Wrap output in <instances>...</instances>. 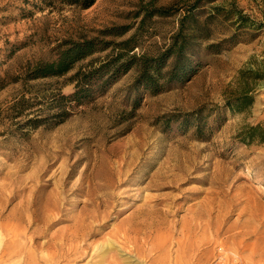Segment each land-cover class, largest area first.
<instances>
[{
  "label": "rangeland",
  "instance_id": "374dc122",
  "mask_svg": "<svg viewBox=\"0 0 264 264\" xmlns=\"http://www.w3.org/2000/svg\"><path fill=\"white\" fill-rule=\"evenodd\" d=\"M194 1L94 0L83 8L75 0H0V249L10 237L5 228L18 227L16 244L34 264H264V143L236 138L264 121V0L203 3L202 18L221 7L203 45L228 42L168 91L144 93L133 68L62 114L54 96L70 94L71 76L111 48L62 77L30 80L37 66L75 42L132 38L134 53H160ZM240 15L250 29L239 28ZM119 27L123 35L110 34ZM244 93L253 99L246 111L226 110L227 100ZM198 110L202 137L191 118ZM119 164L127 183L107 189ZM86 176L92 178L81 182ZM161 178L175 190L149 187ZM76 186L85 194L73 195ZM179 191L188 200L175 202L177 213L152 215L162 224L141 230L140 243L132 239L146 201L164 199L151 204L163 210ZM54 194L62 200L58 214L37 222Z\"/></svg>",
  "mask_w": 264,
  "mask_h": 264
},
{
  "label": "trees",
  "instance_id": "16d2710c",
  "mask_svg": "<svg viewBox=\"0 0 264 264\" xmlns=\"http://www.w3.org/2000/svg\"><path fill=\"white\" fill-rule=\"evenodd\" d=\"M75 1L85 8L89 7L94 0ZM215 1L217 0H195L179 19L177 31L170 37L168 47L160 53L152 56L134 53L137 47L132 45V38L118 43L112 41L96 42L94 39L75 42L61 51L56 61L37 66L32 71L30 80L62 77L71 72L77 62L92 56L96 52L111 48L110 53L105 56L103 61L96 65L90 61L85 69H78L71 76L70 81L74 83V88L70 94L54 96L52 101L60 110H63L62 114L71 108L90 103L133 68L137 70L136 86L141 87L144 93L156 95L168 91L192 78L196 71L205 64L202 56L219 53L228 42L222 40L203 45L204 41L210 38V28L215 19L218 18L221 7L211 8L216 14L204 18H202L204 12L201 7L203 3ZM161 12L159 10L156 14L165 16ZM245 20V17L239 16L237 20L239 28L250 29V25H245ZM113 30L116 31L110 34H114V36H121L126 32L125 27ZM252 103L251 96L244 93L227 100L224 107L229 112L240 113L246 111ZM200 112L198 110L192 114L191 118L197 121L195 134L202 137L203 127L199 123ZM236 138L244 144L264 143V121L255 125L244 126Z\"/></svg>",
  "mask_w": 264,
  "mask_h": 264
},
{
  "label": "bare ground",
  "instance_id": "6f19581e",
  "mask_svg": "<svg viewBox=\"0 0 264 264\" xmlns=\"http://www.w3.org/2000/svg\"><path fill=\"white\" fill-rule=\"evenodd\" d=\"M112 176H113L112 179L107 181L108 185H105V187L107 189H110L111 187H113V183L116 184L115 187L121 186L124 183H127V174L123 171V167H121L120 164L113 171V175ZM94 177L98 178V177H100V175L99 174H95ZM88 178L89 177L86 176L84 180L81 179V182L82 181L83 182L89 181L92 177H90L89 180H88ZM180 180H181V178H180ZM169 184H172V183L169 182V181L165 182V179L161 178L160 181H150L149 187L151 189L155 190V191H159L162 188L163 189L169 188L171 190L172 189L175 190V188H173L174 186L172 187ZM55 185H56V183H55ZM76 191L81 192L82 194H85V192H83V188H80V186H76L75 189L72 191V194L76 195L74 193ZM179 192L178 193L180 194L181 197L180 198H176V197L169 198V200H167V201H169V203L166 206H164L165 209H163V210L154 209L151 204L152 203H158V202H161V201L164 202V199H162V198L161 199L154 198V199H149L148 201H146V203L143 205L144 208L141 210V212L138 215L139 221L137 220V222H134L132 224L134 226V229L132 230V234H133V238L132 239L136 238L137 241L140 243L141 242V237L140 238H138V237L141 236V230L151 229V228H153L156 225H161L162 224V222L158 218H157V221L152 220L153 219L152 215H155L156 217L160 216V215H168V214H170L173 211L172 209H174V213L170 214L171 216H174L177 213V209L175 208L176 207L175 206V202H177L178 199H183L184 201L188 200L185 197V195L182 194V191H179ZM16 196L17 195L13 193V195L11 197L14 199ZM106 196L109 197L110 195H106ZM8 198H10V197H8ZM30 200H32V199H30ZM6 202H8V201H6ZM61 202H62V200L60 199L58 194L51 195L50 197L47 196L45 202L42 203V210H41V213H39L40 214V218H39V216H37V222H39V223L43 222V224H45V223L48 222V220H50L51 218L55 217L56 212L59 211V209H60L59 205L60 206L62 205ZM211 202L213 203L214 200H212ZM34 203H35L34 200H32L29 203H26L25 210L28 212V210H29L28 207H32L34 205ZM104 204H105V206H104L105 208L109 207V205H110L109 202H107V201ZM92 206L94 208L96 207L94 204H92ZM209 211L210 210L206 209L204 212L210 213ZM30 212H32V216H35V211L33 212L30 209ZM57 214H58V212H57ZM52 215H54V216L51 217ZM19 216H20V219L22 221H24V217L25 216L23 215L24 216L23 217L21 214ZM29 221H32L30 219V216H29ZM219 222L220 221H219V216H218L217 221H216V225H218ZM5 229L7 230L6 231V235L10 236V237H9L8 240L3 241L2 248L0 249V264H5V263H7L9 261H12L15 257H22L21 258L22 259V264H34L33 263V260H34L33 255L30 254L28 251L24 250V247H22L21 245H17L16 244V242H17L16 240L22 236V234H21L22 232L19 231L18 227L17 228H5ZM134 235H135V238H134ZM0 236H2V235H0ZM126 237L127 236L124 237V240H126ZM0 240H2V239H0ZM126 242H127V240H126ZM134 242H135V240H134ZM107 245H110V243L107 244Z\"/></svg>",
  "mask_w": 264,
  "mask_h": 264
}]
</instances>
